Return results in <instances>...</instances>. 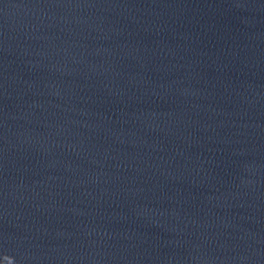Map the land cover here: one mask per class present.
Here are the masks:
<instances>
[{
	"label": "clouds",
	"instance_id": "9594fccd",
	"mask_svg": "<svg viewBox=\"0 0 264 264\" xmlns=\"http://www.w3.org/2000/svg\"><path fill=\"white\" fill-rule=\"evenodd\" d=\"M6 258H8V257H6Z\"/></svg>",
	"mask_w": 264,
	"mask_h": 264
}]
</instances>
